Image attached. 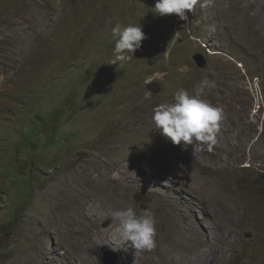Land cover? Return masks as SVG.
Masks as SVG:
<instances>
[{
	"label": "rangeland",
	"instance_id": "374dc122",
	"mask_svg": "<svg viewBox=\"0 0 264 264\" xmlns=\"http://www.w3.org/2000/svg\"><path fill=\"white\" fill-rule=\"evenodd\" d=\"M203 3L185 22L155 13L156 0H0V264H71L69 230L52 237L44 229L46 213L61 218L47 207L46 190L80 170L96 176L74 160L96 151L104 174L140 181V201H183L211 238L227 236L233 247L219 244L223 264H264V0ZM117 24L141 25L146 39L131 61L113 64ZM205 79L216 86L202 98L224 118L212 150L195 157L150 118ZM239 218L251 228L229 234ZM86 246L75 264H107L108 252L118 255L113 264L123 257L104 247L96 262L90 240Z\"/></svg>",
	"mask_w": 264,
	"mask_h": 264
},
{
	"label": "bare ground",
	"instance_id": "6f19581e",
	"mask_svg": "<svg viewBox=\"0 0 264 264\" xmlns=\"http://www.w3.org/2000/svg\"><path fill=\"white\" fill-rule=\"evenodd\" d=\"M140 96L144 100L143 96ZM146 116L149 117L148 115ZM123 139H126V136ZM96 148L98 149V146ZM72 158L69 160L71 161ZM74 160L82 163L86 167V172L97 175L87 176L84 170H80L77 179L72 178L68 180L64 177L55 183L53 188H47L46 194L51 197L46 203L47 207L56 206L58 210L60 209L61 218L60 221H54L53 216L48 212L43 221L44 229L52 237L54 234L59 235L60 231L65 229L69 230V232L67 231L69 235L66 238L69 240L72 239V242L69 244L66 254L71 264H75L79 258L77 256L81 252L82 246L87 249L86 243L89 240L93 246L91 249L96 258V262H100V250L104 247H111L121 251L123 257L118 264H223L226 260L227 249L219 244H225L224 240H228V245L233 247L232 241L227 236L226 238H211L203 228L201 221L190 213L194 212L193 208L188 205L187 209L183 201L180 204L171 202L170 198L166 199L165 202L161 200L162 198H157L153 202L148 203L140 201L135 197L133 191V189L138 187L140 181L133 175L127 176V174H124L125 178H123V175L114 178L108 175L109 173L104 174L99 167L101 158L98 156L97 151L96 154H92V158H75ZM104 162L106 161L104 160ZM91 163H97V169L94 167L93 170H88L87 166ZM233 174L229 172L228 177ZM215 195L212 197L218 201L221 210L225 211L227 205L225 204L226 202L223 196ZM108 196L112 197L115 202L106 203L102 201L103 197ZM89 198L90 200L88 201ZM88 204L89 207L87 206ZM201 204H204V208L208 207L205 202ZM126 207H133L138 214H142L145 209L152 211L157 221L156 248L151 251H136L130 246V243L123 244L119 240L118 225L111 221L110 214L113 210ZM182 223H185L187 226L183 227ZM247 228H251V222H248L245 218H239L230 226L231 231L229 234H231L233 229H237L239 233H243ZM61 247H64L63 244Z\"/></svg>",
	"mask_w": 264,
	"mask_h": 264
},
{
	"label": "clouds",
	"instance_id": "9594fccd",
	"mask_svg": "<svg viewBox=\"0 0 264 264\" xmlns=\"http://www.w3.org/2000/svg\"><path fill=\"white\" fill-rule=\"evenodd\" d=\"M204 7L203 0H156L154 12L159 15L175 14L182 21L188 22V13H194L197 5ZM112 33L117 37L115 42V59L126 62L133 59L134 53L146 39L141 25L129 24L121 27L117 24ZM214 80L205 79L196 89L195 94L183 88L174 96L173 103H166L154 108L152 120L155 129L168 138L174 145H189L196 153L205 147L208 151L217 143L220 122L224 118L223 109L214 106L202 98L204 89L214 88ZM111 221L118 225V237L123 244H129L136 251H151L157 246L156 218L150 209L138 214L133 207L111 211Z\"/></svg>",
	"mask_w": 264,
	"mask_h": 264
},
{
	"label": "water",
	"instance_id": "95a60500",
	"mask_svg": "<svg viewBox=\"0 0 264 264\" xmlns=\"http://www.w3.org/2000/svg\"><path fill=\"white\" fill-rule=\"evenodd\" d=\"M207 58L204 54H197L194 56V61H196L198 67L203 68L207 64ZM118 260V255L113 252H108L105 257V262L107 264H113Z\"/></svg>",
	"mask_w": 264,
	"mask_h": 264
}]
</instances>
